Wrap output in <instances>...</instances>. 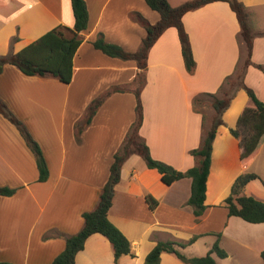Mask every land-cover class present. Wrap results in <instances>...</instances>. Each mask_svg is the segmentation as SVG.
Returning <instances> with one entry per match:
<instances>
[{
	"label": "crops",
	"instance_id": "1",
	"mask_svg": "<svg viewBox=\"0 0 264 264\" xmlns=\"http://www.w3.org/2000/svg\"><path fill=\"white\" fill-rule=\"evenodd\" d=\"M168 1L178 7L191 0ZM240 1L252 15V62L264 67V0ZM85 2L89 27L74 57L71 83L29 77L13 65H6L0 75V100L40 145L49 169L48 180L40 182L35 154L0 112V188L15 191L0 196V263L53 264L67 239L82 230L83 215L96 209L115 154L136 120L137 63L109 57L93 43L102 35L108 43L136 53L147 36L139 17L155 25L160 15L145 0ZM183 23L196 70L190 74L186 69L178 30H166L149 52L140 134L153 159L186 172L197 164L191 151L201 146L204 134L203 115L194 110L193 100L220 90L242 62L244 45L237 15L227 2L191 11ZM58 26L74 28L72 0H0V56L21 52ZM245 83L264 103V70L250 66ZM105 96L79 134L89 106ZM250 103L246 91L240 90L223 115L214 142L206 211L200 218L188 204L190 179L168 186L141 156L126 161L109 220L130 241L135 257L123 256L117 264H145L159 242L170 241L185 244L182 252L188 257H203L218 240L228 254L225 259L214 254L218 263L264 264V223L229 216L225 207L243 174L259 177L247 185L245 195L264 202V145L245 165L240 142L231 133ZM75 264H116L112 244L101 234L92 235ZM160 264L186 263L163 253Z\"/></svg>",
	"mask_w": 264,
	"mask_h": 264
},
{
	"label": "trees",
	"instance_id": "2",
	"mask_svg": "<svg viewBox=\"0 0 264 264\" xmlns=\"http://www.w3.org/2000/svg\"><path fill=\"white\" fill-rule=\"evenodd\" d=\"M145 1L152 10L159 13L160 21L155 25H151L139 17L140 22L146 28L147 36L136 53H128L120 46L108 43L102 35L93 43L97 50L102 51L109 57L137 63L139 72L134 90L137 100L136 120L124 144L115 154L109 180L102 190L96 209L83 215L84 226L82 230L67 239L65 250L54 260L53 264H75L76 256L84 249L87 240L95 234H101L110 241L114 249L116 264L123 256L135 257L130 241L109 220L115 188L121 181L124 164L132 155L141 156L147 167L157 170L162 176V181L168 186L176 181L190 179L192 187L188 204L193 208L194 215L200 218L206 211V190L212 164L214 142L219 128L224 125L223 115L229 109L236 93L240 90L246 91L251 102L242 111L236 128L231 129L232 135L240 142L242 162L245 165L250 163L264 145V103L257 97L254 90L245 83L246 73L250 66L254 65L260 70H264L263 66L255 65L252 62L255 33L252 16L247 6L240 0H191L178 7L171 6L168 0ZM214 2H227L236 13L241 27L240 37L247 56L244 60L242 59L235 73L226 79L224 85L216 94H201L194 98V110L203 115L204 134L201 146L191 151V155L196 159V166L186 172H181L151 157L149 148L140 134L144 118L141 92L146 83L149 52L160 36L169 28L178 30L186 69L190 74L195 72L196 61L189 34L183 23V17L191 11ZM72 7L75 17L74 28L58 26L31 43L21 52L17 54L11 52L6 56H0V75L6 65H13L29 77H53L65 84L71 83L74 57L82 44V33L87 31L89 27V12L85 0H72ZM114 91H119V88L114 89ZM105 99L106 96L99 98L89 106L87 118L79 128V134L91 123ZM204 105L209 106L214 112L209 123L202 110ZM0 112L20 131L28 147L36 156L39 181L46 182L49 178V169L40 145L31 136L24 123L18 120L1 100ZM258 178L256 174H243L236 180L230 196L225 201L229 216L239 217L252 224L264 223V202L245 195L247 185ZM14 193L15 191L9 188H0V196H12ZM149 201L154 207L155 204L152 200L149 199ZM185 247V244L174 241L159 242L146 257L145 264H160L163 253L175 254L186 264H220L213 257L214 254L220 259L228 257L226 251L221 248L219 240L213 245L210 252L203 257L186 256L182 252Z\"/></svg>",
	"mask_w": 264,
	"mask_h": 264
},
{
	"label": "rangeland",
	"instance_id": "3",
	"mask_svg": "<svg viewBox=\"0 0 264 264\" xmlns=\"http://www.w3.org/2000/svg\"><path fill=\"white\" fill-rule=\"evenodd\" d=\"M251 14V13H250ZM252 16V15H251ZM246 56H247V53L245 52V50H244V53H243V60L246 58ZM228 89H229V87H228ZM202 110H203V112L205 113V116L208 118V119H211L212 117H213V115L212 116H210L211 115V108L209 107V106H207V105H204V106H202ZM212 114H214V113H212ZM140 158H142V157H140ZM143 159V158H142Z\"/></svg>",
	"mask_w": 264,
	"mask_h": 264
}]
</instances>
